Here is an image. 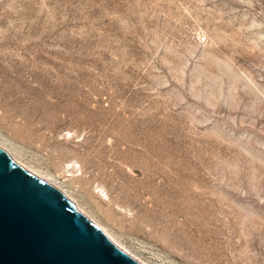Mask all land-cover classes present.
Returning a JSON list of instances; mask_svg holds the SVG:
<instances>
[{
	"label": "rangeland",
	"instance_id": "374dc122",
	"mask_svg": "<svg viewBox=\"0 0 264 264\" xmlns=\"http://www.w3.org/2000/svg\"><path fill=\"white\" fill-rule=\"evenodd\" d=\"M0 142L150 264H264V0H0Z\"/></svg>",
	"mask_w": 264,
	"mask_h": 264
},
{
	"label": "water",
	"instance_id": "95a60500",
	"mask_svg": "<svg viewBox=\"0 0 264 264\" xmlns=\"http://www.w3.org/2000/svg\"><path fill=\"white\" fill-rule=\"evenodd\" d=\"M0 264H145L0 151Z\"/></svg>",
	"mask_w": 264,
	"mask_h": 264
},
{
	"label": "bare ground",
	"instance_id": "6f19581e",
	"mask_svg": "<svg viewBox=\"0 0 264 264\" xmlns=\"http://www.w3.org/2000/svg\"><path fill=\"white\" fill-rule=\"evenodd\" d=\"M3 143V142H2ZM0 142V151L4 154H6L7 156H9L10 158H12L13 160H15L16 162H18L19 164H21L22 166H24L25 168L29 169L30 171H32L33 173H35L36 175H38L39 177H41L42 179H44L45 181H47L48 183H50L57 191H59L65 198H67L69 201H71L82 213H84L88 218H90L91 220H93V222L99 226L103 232L110 237L119 247L123 248L124 250H126L127 252H129L130 254H132L133 256H135L136 258H138L139 260H141L142 262H144L145 264H150L148 262H146L145 260H143L142 258H140L139 256H137L136 254H134L129 248H127V246L124 245V243H122L117 237H115V235L106 227V225L99 220L98 218H96L91 212L87 211L85 208H83L79 202L73 198L70 193H68L67 191L63 190L60 186H58L56 183H53V179L49 178L48 176L50 175H46L42 170H38L34 167H30L27 166L25 164L22 163V161H20L19 157L14 154L11 153V151H9L6 147H4ZM4 144V143H3ZM36 167V166H35ZM180 172V171H179ZM181 173V172H180ZM179 173V174H180ZM183 173V172H182ZM181 176V175H180ZM185 176V175H184ZM56 182V180L54 181Z\"/></svg>",
	"mask_w": 264,
	"mask_h": 264
}]
</instances>
